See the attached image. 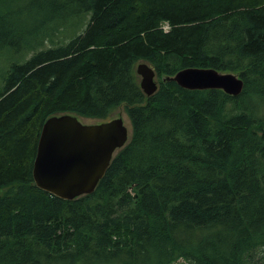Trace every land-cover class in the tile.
Returning <instances> with one entry per match:
<instances>
[{
  "label": "trees",
  "instance_id": "1",
  "mask_svg": "<svg viewBox=\"0 0 264 264\" xmlns=\"http://www.w3.org/2000/svg\"><path fill=\"white\" fill-rule=\"evenodd\" d=\"M44 1L38 29L0 31L19 50L0 89V264H264V0ZM185 68L235 73L241 92L166 80ZM119 107L129 137L90 194L33 185L47 118Z\"/></svg>",
  "mask_w": 264,
  "mask_h": 264
},
{
  "label": "water",
  "instance_id": "2",
  "mask_svg": "<svg viewBox=\"0 0 264 264\" xmlns=\"http://www.w3.org/2000/svg\"><path fill=\"white\" fill-rule=\"evenodd\" d=\"M139 88L148 97L156 90L153 69L135 66ZM185 90H220L237 96L242 81L231 73L210 68H185L166 78ZM120 117L96 124H82L71 115L47 118L39 131L31 164L33 185L62 200L90 194L102 178L112 155L128 140Z\"/></svg>",
  "mask_w": 264,
  "mask_h": 264
},
{
  "label": "rangeland",
  "instance_id": "3",
  "mask_svg": "<svg viewBox=\"0 0 264 264\" xmlns=\"http://www.w3.org/2000/svg\"><path fill=\"white\" fill-rule=\"evenodd\" d=\"M31 1H35L34 3H30ZM50 9L47 6L46 1L44 0H20V1H16L15 4H13L12 6L9 7L8 11L3 15V18L0 20V31H4V30H10L12 31V40L13 42H17L18 41V37L16 36V32L17 30H31V29H35V28H39V19H37L36 17H47L48 16V11ZM24 17L27 19V21L24 19ZM34 18V19H32ZM29 19V20H28ZM31 19V20H30ZM32 20H35L37 25H35L36 23ZM163 27V29H167V25L166 24H162L161 28ZM59 38V36H57V38H54L53 40L57 41V39ZM11 40V41H12ZM53 45H51L48 41H46V43L44 44L43 48H49L52 47ZM17 50H14L12 48H0V89L3 86V74L4 72L7 70L9 62L11 60H14L15 58H17L18 54L16 55ZM31 53H29L30 55ZM28 57V55H26V58ZM235 76H237L235 73H232ZM139 79V78H138ZM154 81L156 82V79L154 77ZM120 117L122 119V122L124 124V126L126 127L127 131H128V136H129V132H130V126H129V122L123 112V108L119 107L116 110H114V112L112 113L111 119L112 118H117ZM78 120L82 123V124H96L98 123L97 120L95 119H86V118H78ZM151 254H149L148 258L149 261L146 262V264H153L152 263V256H150ZM171 264H184L182 262V260L178 259L174 262H172Z\"/></svg>",
  "mask_w": 264,
  "mask_h": 264
},
{
  "label": "bare ground",
  "instance_id": "4",
  "mask_svg": "<svg viewBox=\"0 0 264 264\" xmlns=\"http://www.w3.org/2000/svg\"><path fill=\"white\" fill-rule=\"evenodd\" d=\"M167 28H168V27H167ZM162 29H163V27H162ZM163 30H164V31H166L167 29H166V30H165V29H163Z\"/></svg>",
  "mask_w": 264,
  "mask_h": 264
},
{
  "label": "flooded vegetation",
  "instance_id": "5",
  "mask_svg": "<svg viewBox=\"0 0 264 264\" xmlns=\"http://www.w3.org/2000/svg\"><path fill=\"white\" fill-rule=\"evenodd\" d=\"M99 123V122H98Z\"/></svg>",
  "mask_w": 264,
  "mask_h": 264
}]
</instances>
